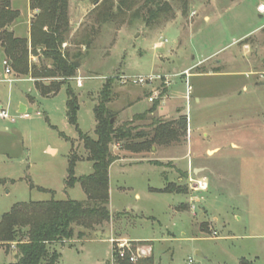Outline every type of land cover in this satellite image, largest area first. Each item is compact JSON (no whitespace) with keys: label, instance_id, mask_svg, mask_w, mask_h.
Instances as JSON below:
<instances>
[{"label":"rangeland","instance_id":"374dc122","mask_svg":"<svg viewBox=\"0 0 264 264\" xmlns=\"http://www.w3.org/2000/svg\"><path fill=\"white\" fill-rule=\"evenodd\" d=\"M103 1H69L70 32L63 50L80 64L68 81L79 100V128L96 138L94 108L108 80H113L115 107H124L138 96L143 97L142 108L147 107L145 96L155 98L151 104L158 102L161 107L170 93H176L183 98L184 112L185 72L189 71L190 138L183 135L180 144H163L154 152L124 156L128 159L114 164L110 172L114 220L83 239H78L81 229L75 228L72 242L51 247L61 254L57 264H112L111 231L115 237L124 234L146 241L126 240L136 248L152 247L149 257L155 264H191L190 260L194 264H241L242 259L264 264V13L258 12L263 0H186L185 9L184 1L177 0L171 11L157 19L150 18L152 5L145 7L147 0H108L98 7ZM15 7L25 12V0H17ZM77 54L81 57L75 58ZM3 59L0 48V106L16 122L0 120V221L18 204L86 201L80 183L74 188L66 183L74 145L86 158L79 134L67 119L66 86L56 96L45 98L30 75L11 70V78L20 81L3 82ZM30 60L38 68L51 64L44 58ZM201 60L204 64L198 65ZM216 60L221 61L219 65L214 64ZM211 72L225 75L205 74ZM149 76L161 79L133 82ZM30 78L33 82L27 81ZM78 78H84L82 86ZM167 79L173 84L171 90ZM39 81L49 85L54 79ZM197 95L203 98L200 107L194 100ZM20 101L32 108L30 118L18 113ZM175 117L149 115L136 124L148 126L153 118L170 122ZM115 121L116 127L123 124L118 115ZM213 148L219 150L209 154ZM189 150L192 154L185 156ZM202 167L207 171L193 173ZM92 171L91 162L77 163V177ZM196 182L206 188H194ZM165 185L188 194L149 191ZM189 197L192 204L178 207ZM112 240L125 241L114 236ZM16 251L14 244L0 245V264L16 262Z\"/></svg>","mask_w":264,"mask_h":264},{"label":"trees","instance_id":"16d2710c","mask_svg":"<svg viewBox=\"0 0 264 264\" xmlns=\"http://www.w3.org/2000/svg\"><path fill=\"white\" fill-rule=\"evenodd\" d=\"M69 1L30 0L31 8L38 10L39 14L32 21L30 38H17L9 29L19 18V11L12 8L11 0H0V43L7 61H11L10 66L16 73L35 78V87L42 97H54L61 91L62 86H66L67 119L76 128L86 153L84 159L74 145L66 181L68 188H74L80 183L87 196L86 201L70 199L18 204L3 216L0 221V245L10 247L14 244L17 249L16 262L10 264H57L61 254L56 250L51 251L53 245L72 242L77 227L81 229L78 239H83L96 226L111 220L110 168L120 159L112 152L113 145L120 144L124 150L136 154H149L153 147L168 145L173 141L180 142L181 136L187 133L186 117L170 122L153 118L148 126L136 124L137 121H146L158 109V102L147 113L116 127L117 114L108 106L113 100V80H108L104 85L100 101L94 108L96 138L90 137L79 128V100L68 82L75 77L77 68L69 53L63 50L70 32ZM91 1L96 4L101 0ZM106 1L108 0H104L98 7ZM175 1L177 0H147L145 7L152 5L149 8L150 18L157 19L160 14L171 11ZM180 1H184L185 9L186 0ZM31 56L38 57L39 61L44 58L51 64L38 68L37 64H32ZM79 57L81 54L75 55V58ZM40 79L54 81L46 85ZM58 79L62 81L58 82ZM83 160L92 163L93 171L89 175L77 177V163ZM160 192L185 193L183 189L173 185H167ZM112 258L114 264H155L152 257L141 258L136 263H131L128 259L122 260L117 254L115 244ZM241 264L254 263L242 259Z\"/></svg>","mask_w":264,"mask_h":264},{"label":"crops","instance_id":"0c3cea01","mask_svg":"<svg viewBox=\"0 0 264 264\" xmlns=\"http://www.w3.org/2000/svg\"><path fill=\"white\" fill-rule=\"evenodd\" d=\"M17 0H12L11 2H12V8L14 9V10H17V11H19V18L11 25V27H10V31H12L13 33H14V35H15V37H17V38H30V35H31V24H32V21H33V19H35V17L39 14V11L38 10H33L32 8H31V6H30V0H25V12H23V11H21L19 8H16L15 7V2H16ZM263 2H264V0H263ZM262 2V3H263ZM262 17V16H261ZM0 48H1V53L4 55V59H3V64H4V61H6L7 60V57H6V55H5V53H4V49H3V47L1 46V43H0ZM34 60L36 59V57H34V56H31ZM210 59V58H209ZM203 61L204 60H201L199 63H198V65H202V64H204L203 63ZM220 60H216L215 62H214V64L215 65H219L220 64ZM9 64L11 65V61H9ZM5 66V65H4ZM10 68H12L11 66H10ZM11 70H13V68L11 69ZM187 70V69H186ZM185 70V71H186ZM14 71V70H13ZM184 71V72H185ZM15 72V71H14ZM205 74H207V75H210V76H214V77H220V76H224L225 75V72H211V73H205ZM14 76V74L11 72L10 74H7L6 73V66H5V77H4V79L2 80L3 82H6V83H9V84H12V83H14V82H18V81H20L19 79H16L15 77L14 78H11V76ZM192 75L190 74V76L189 77H187L186 76V79H187V81H188V78H192L191 77ZM7 79H12V80H15L14 82H8L7 81ZM27 81H29V82H33V79H28ZM172 82H171V80H170V85H169V88H170V90L172 89ZM34 87H35V84H34ZM148 88L150 87V85H148L147 86ZM146 87V91H147V88ZM192 87V86H191ZM35 89H36V87H35ZM37 90V89H36ZM171 92V91H170ZM39 93V92H38ZM149 95V94H148ZM175 95H176V93H175ZM175 95H173L172 93H170L169 94V96H167L166 97V99H165V101L162 103L163 104V106H159L158 108L159 109H157L155 112H152L150 115H152V116H155V115H160V114H165V115H173V116H176L175 118H174V121H176V120H178L179 118H181V117H186V116H188L189 117V124L187 125V131H188V128H189V132H187V134H186V136L188 137V140H189V138H190V131H191V129H190V124H191V122H192V116L190 115V113H189V105H190V102H186V108H184L185 109V111L183 112V110H182V106L180 105V102H182L181 101V99H183V98H180V97H178V96H175ZM28 96V95H27ZM29 97V100H30V102H31V104H33V103H35V99L32 97V96H28ZM149 98L150 97H144V99H146L147 100V107H144V108H142L141 107V104H142V99H143V97H141V96H138V97H134L132 100V102H129V104H127V105H125L124 107L123 106H117V107H115L114 105H116L114 102H112L111 101V103H110V109L113 111V112H115L117 115H118V118H119V121L121 120V122L122 123H124V122H131V121H133L137 116H139V115H142V114H145V113H147L149 110H151L154 106L151 104V103H154V102H150L149 101ZM195 103H196V105H197V107H200L201 105H202V103H203V98L201 97V96H199V95H197L196 97H195ZM167 103V104H166ZM20 108L18 109V113H21L22 114V106H25L26 107V109L28 110V109H32L30 106H28V105H23V103H21V101H20ZM114 107V108H113ZM0 108H1V110L2 109H4L3 108V106H0ZM32 114H33V112H32ZM138 125V124H137ZM189 126V127H188ZM206 135V134H205ZM185 141V140H184ZM187 141V140H186ZM189 142V141H188ZM177 144H180V142H176ZM175 143V144H176ZM232 145H234V146H236L234 143H232ZM189 146H190V142H189ZM237 147V146H236ZM191 149V148H190ZM156 150V147H153L152 148V152H154ZM219 149L218 148H213V149H208V153L209 154H213V153H215V152H217ZM50 152H53V153H55L56 151H54L53 149H50L49 150ZM112 152L115 154V155H117V156H119V160L118 161H116L114 164H116L117 162H119V164H122V162L124 161V160H127L128 158H126V157H124V156H144L145 154H136V153H133L132 151H126V150H124L123 148H122V146L120 145V144H116V145H113L112 146ZM128 152H129V155H128ZM123 153H125V154H123ZM189 154H192V151L191 150H189V152L185 155V156H189ZM114 164H112V166H111V168H110V172H111V169H112V167L114 166ZM122 166V165H121ZM203 170H205V171H207V168H205V167H202V168H194L192 171H193V173L196 175L197 173H199L200 171H203ZM211 171V173L214 175L215 174V172L213 171V170H210ZM111 174V173H110ZM110 178H111V175H110ZM180 180H182V179H179V181ZM110 183H111V179H110ZM166 188V185L164 186V187H162V188H154V187H151L150 189H149V191L150 192H152V193H162V192H160V190H163V189H165ZM164 194H179V193H164ZM188 193H186V194H181V195H187ZM192 194L193 195H195L196 193L195 192H192ZM135 198L136 199H140V195L139 194H136L135 195ZM187 198V197H186ZM192 200H193V198H191V197H189V199H188V201L187 202H182L181 204H179V206L178 207H180L182 204H184V203H191L192 202ZM192 204V203H191ZM111 205V187H110V203H109V206ZM177 207V210H179V208ZM111 208V206L109 207V209ZM192 210V209H191ZM191 210H189V212L191 211ZM127 211H130V209L129 208H127ZM110 213H111V220L110 221H113L114 220V217L112 216V212L110 211ZM118 214H120V213H118ZM109 221V222H110ZM109 222H105V223H103L102 225H99V226H96L95 228H94V230L93 231H95L98 227H102V226H104L105 224H108ZM111 231V230H110ZM96 232V231H95ZM111 235L109 236V238H108V241L111 243V240L113 239V236H114V238H116V240H127V241H139V242H146V241H144V240H142V239H134V238H130L129 236H126V235H124V234H121V235H116V237H115V235L113 234V232L111 231ZM111 249H112V254H113V245H112V243H111ZM111 260H112V258H111ZM110 260V261H111ZM109 262V261H108ZM107 262V263H108ZM106 263V264H107Z\"/></svg>","mask_w":264,"mask_h":264},{"label":"built area","instance_id":"2783aa9c","mask_svg":"<svg viewBox=\"0 0 264 264\" xmlns=\"http://www.w3.org/2000/svg\"><path fill=\"white\" fill-rule=\"evenodd\" d=\"M258 12L259 13H264V3H261L260 6H258ZM4 65L6 66V73L10 74L11 73V68H10V64H9V62L7 60L4 61ZM185 75L187 77H189L190 76V72L186 71ZM83 79L84 78H78V85L79 86H82ZM123 79H126V78H124V76H123ZM158 79H161V76L138 77V78L134 79L133 82L135 84H147L148 82H153V81L158 80ZM7 81L8 82H14L15 80L7 79ZM165 84L167 86H169L170 85V80L167 79ZM191 92H192V87L189 84V82L187 81V101L188 102H190ZM155 94H157V92H155ZM154 100H155V98H153V97L149 98L150 102H154ZM31 115H32V113L29 114V113L26 112V113L22 114L21 117L25 118V119H28V118L31 117ZM0 120H8L11 123H15L16 122L15 118L12 117L8 113V111H6L4 109H2L0 111ZM194 188L204 189V188H206V184L200 183V182H196ZM111 243L115 244L116 250H117V254H118L119 258L122 259V260L128 259L131 263H136L141 258L149 257L151 255V253H152V247H150V246H143V247L136 248L135 246H132V244L127 242V241H119L117 243V241L111 240ZM112 260H113V258H112ZM190 263L194 264L192 260H190ZM112 264H114V260H113Z\"/></svg>","mask_w":264,"mask_h":264},{"label":"water","instance_id":"95a60500","mask_svg":"<svg viewBox=\"0 0 264 264\" xmlns=\"http://www.w3.org/2000/svg\"><path fill=\"white\" fill-rule=\"evenodd\" d=\"M74 66L76 67V68H78L79 66H80V64H79V62H74ZM22 114H24V113H29V114H31L32 112H33V110L32 109H26V107L25 106H22ZM113 122V121H112ZM198 256H200V257H203V255L200 253V252H198Z\"/></svg>","mask_w":264,"mask_h":264}]
</instances>
